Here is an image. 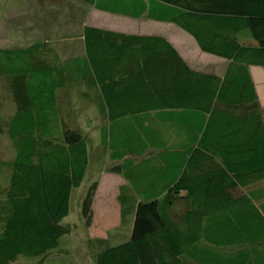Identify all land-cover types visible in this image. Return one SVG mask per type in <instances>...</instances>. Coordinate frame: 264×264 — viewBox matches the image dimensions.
Segmentation results:
<instances>
[{"label": "trees", "instance_id": "16d2710c", "mask_svg": "<svg viewBox=\"0 0 264 264\" xmlns=\"http://www.w3.org/2000/svg\"><path fill=\"white\" fill-rule=\"evenodd\" d=\"M80 1L172 24L227 66L199 71L164 37L93 26L68 39L84 47L68 58L44 39L0 48V100L14 106L0 119L11 150L0 148V264L43 259L72 233L63 222L91 163L60 99L75 88L103 120L109 171L138 199L130 238L96 264H264V108L251 73L264 68V0Z\"/></svg>", "mask_w": 264, "mask_h": 264}, {"label": "rangeland", "instance_id": "374dc122", "mask_svg": "<svg viewBox=\"0 0 264 264\" xmlns=\"http://www.w3.org/2000/svg\"><path fill=\"white\" fill-rule=\"evenodd\" d=\"M86 26L129 35L164 37L192 68L206 73L221 76L227 66L226 61L203 53L189 35L172 24L101 13L80 0H0V48L28 46L44 39L51 42L61 57L68 58L83 53L81 40L68 39L80 36ZM259 75L264 101V76ZM258 76L256 80L260 83ZM60 99L76 117V126L88 133L90 169L85 182L74 191L70 214L63 222L71 229V235L62 238L59 248L45 258L18 259L14 264H96L99 251L123 243L131 236L138 199L121 175L109 171L110 164L101 149L102 118L83 89L66 90ZM13 109L10 99L0 100V119L10 116ZM0 148L5 154L11 153L4 135H0ZM94 185L95 196L86 216L84 199Z\"/></svg>", "mask_w": 264, "mask_h": 264}, {"label": "crops", "instance_id": "0c3cea01", "mask_svg": "<svg viewBox=\"0 0 264 264\" xmlns=\"http://www.w3.org/2000/svg\"><path fill=\"white\" fill-rule=\"evenodd\" d=\"M251 73H252L254 82L256 84V87H257V92H258V95H259V98H260V102H261V104H262V106L264 108V101H263V98H262V94L260 93L261 92V88L263 86L261 85V78H260V75H259L261 73L264 76V68L263 67H253V68H251ZM257 76H258V80H260V83H257V80H256Z\"/></svg>", "mask_w": 264, "mask_h": 264}]
</instances>
